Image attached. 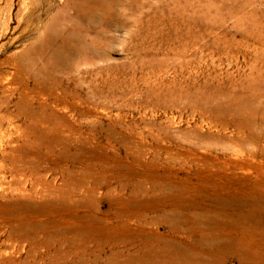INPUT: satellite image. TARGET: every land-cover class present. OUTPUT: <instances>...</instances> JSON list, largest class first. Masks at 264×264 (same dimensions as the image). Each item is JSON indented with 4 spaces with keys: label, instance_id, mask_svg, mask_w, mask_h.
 <instances>
[{
    "label": "rangeland",
    "instance_id": "rangeland-1",
    "mask_svg": "<svg viewBox=\"0 0 264 264\" xmlns=\"http://www.w3.org/2000/svg\"><path fill=\"white\" fill-rule=\"evenodd\" d=\"M2 61L0 264H264V0H0Z\"/></svg>",
    "mask_w": 264,
    "mask_h": 264
},
{
    "label": "bare ground",
    "instance_id": "bare-ground-1",
    "mask_svg": "<svg viewBox=\"0 0 264 264\" xmlns=\"http://www.w3.org/2000/svg\"><path fill=\"white\" fill-rule=\"evenodd\" d=\"M5 61H6V59H5ZM5 61L0 62V74H5L3 70H5L4 67H5L6 64L8 66L12 65V64L6 63ZM12 66H14V64ZM10 71H12V70H10ZM10 75H12V74H10ZM12 77H11V79H12ZM9 80H10L9 79V75H8L7 78L6 77L5 78H0V87H1L2 91L4 92L3 93L4 94L3 95V97H4V101H3L4 105L3 106L0 105V194L2 196H5V197H9V196L10 197H14V194H16L17 192H20V193H18L20 195V194H23L22 191H24L23 189H21V188L18 189L17 187H18V185L20 186L21 183L23 182V181L21 182L23 174L26 173V171H28L27 168H26V164L23 161V157H22V153H21L22 152V143H21V141L23 140L24 134H26V131H27L28 127H29V124L27 125V123H26L27 127L26 126H25L26 128L24 127V124L22 122L21 112H20V109H19L21 104H19L17 98H14V95H12V93H14L13 92L14 90H12L10 86L6 88V86L8 84H11ZM13 80H15V79L13 78ZM14 85H16V84H14ZM15 88H17V87H15ZM10 91L12 92L11 94L9 93ZM15 99H16V101H15ZM27 99H28V97H27ZM30 103H31V101H30ZM48 107H46L47 110L49 109ZM41 114H43V112ZM46 114H47V112H46ZM29 116H31V115H29ZM32 117L34 118L35 116H32ZM41 120H42V118H41ZM34 122H37V120L34 121ZM48 122L50 123L49 119L43 118V121H40V125H38V127H40L41 130L43 129L45 131H49L50 132V130L52 128L50 127ZM35 128L36 127H34L33 129H35ZM12 129L16 130L18 132V134L17 135H12V133H13ZM33 129H31L30 131H32ZM9 130H11V134H9ZM33 131H35V130H33ZM36 131H37V128H36ZM42 133H43V131H42ZM15 134H16V132H15ZM30 134L32 135V133H30ZM26 135L29 136V134H26ZM27 136H25V138H27ZM33 136H34V134H33ZM28 139H29V137H28ZM28 139H26V140H28ZM31 142H32V140H31ZM38 158H39V156H38ZM24 183H26V182L24 181ZM22 185L24 186L23 183H22ZM20 187H22V186H20Z\"/></svg>",
    "mask_w": 264,
    "mask_h": 264
}]
</instances>
